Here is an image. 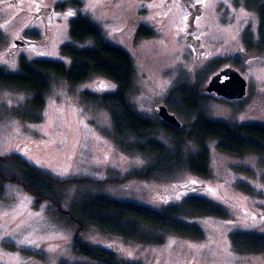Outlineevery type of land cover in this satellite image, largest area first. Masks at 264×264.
Here are the masks:
<instances>
[{
    "label": "rangeland",
    "instance_id": "1",
    "mask_svg": "<svg viewBox=\"0 0 264 264\" xmlns=\"http://www.w3.org/2000/svg\"><path fill=\"white\" fill-rule=\"evenodd\" d=\"M72 1L0 0V65L18 71L22 56L70 63L61 46L72 42L71 18L82 13L101 26L107 40L133 56L137 76L131 99L141 112L158 115L159 106L168 105V91L179 82L199 79L206 87L213 75L233 66L248 80L247 95L224 99L212 93L208 114L228 122L264 124V54L252 55L242 38L247 28L257 32L259 18L245 0H80L82 7ZM142 24L156 30L155 35L138 38ZM25 38L27 44L16 43ZM218 59L224 60L203 76ZM116 88L101 75L76 85L58 79L47 94L40 122L14 114L27 92L0 88V156L17 153L59 178L74 179V184L89 180L91 193L156 209L198 194L224 206L228 216L194 218L205 233L200 239L169 233L163 243H139L95 226L84 228L73 219L70 201L78 188L64 202H53L37 200L23 184L9 182L0 198V264H97L76 252L77 241L109 249L135 264H264V253L238 249L231 236L235 231L264 234V154L239 157L211 142L210 177L186 167L153 179L129 176L147 165L149 157L122 151L113 140L109 111L81 96L86 90ZM189 149H196L192 142Z\"/></svg>",
    "mask_w": 264,
    "mask_h": 264
},
{
    "label": "trees",
    "instance_id": "2",
    "mask_svg": "<svg viewBox=\"0 0 264 264\" xmlns=\"http://www.w3.org/2000/svg\"><path fill=\"white\" fill-rule=\"evenodd\" d=\"M245 2L249 9L257 13L259 26L256 33L250 28L243 32L244 47L252 55L264 54V0ZM70 4L82 7L80 0H73ZM60 6H65V3ZM155 32L150 26L142 24L137 36L151 37ZM32 33L39 36L37 31ZM70 34L72 42L61 46L62 54L70 58V63L60 59L22 56L18 71H9L0 65V88L29 94L23 105L13 109L17 117L32 122L42 121L47 94L58 79H66L76 85L101 75L114 81L116 90H86L81 96L84 102L109 111L113 122V140L122 151L149 157L147 165L129 176L153 179L186 167L195 174L210 177L211 142H215L220 150L239 157L251 153L264 154V124L212 118L208 114V106L213 95L207 91V86L203 87L201 80H183L168 91L167 106L185 119L180 127L174 126L159 114L141 112L133 103L131 97L137 76L134 58L128 50L107 40L98 23L79 13L71 18ZM223 60L213 61L202 72L203 76L212 72ZM3 112L0 108V119L4 116ZM190 142L196 149H189ZM9 182L23 184L37 200L50 199L53 202H64L67 193L73 187L78 188V193L70 201L73 219L84 228L95 226L104 233L139 243L160 244L169 233L200 239L205 233L201 225L193 221L194 218L209 215L227 217L229 214L224 206L198 194H189L179 203L156 209L102 193H91L87 191L89 180L81 179L74 184V179L59 178L34 166L17 153L0 156V198L5 196ZM231 236L238 249L264 253L263 233L235 231ZM75 250L97 264H135L121 260L109 249L81 241L76 242Z\"/></svg>",
    "mask_w": 264,
    "mask_h": 264
},
{
    "label": "water",
    "instance_id": "3",
    "mask_svg": "<svg viewBox=\"0 0 264 264\" xmlns=\"http://www.w3.org/2000/svg\"><path fill=\"white\" fill-rule=\"evenodd\" d=\"M16 43L24 45L25 42L17 40ZM248 80L241 72L233 66L226 67L213 75L207 84L209 93H217L226 99L244 98L248 92ZM159 116L168 123L180 127L182 122L177 115L170 111L166 104H161L158 111Z\"/></svg>",
    "mask_w": 264,
    "mask_h": 264
},
{
    "label": "flooded vegetation",
    "instance_id": "4",
    "mask_svg": "<svg viewBox=\"0 0 264 264\" xmlns=\"http://www.w3.org/2000/svg\"><path fill=\"white\" fill-rule=\"evenodd\" d=\"M16 41H17V40H16ZM21 41H23V40H21ZM23 42H25V44H27V43L29 42V40L25 38V40H24ZM25 44H24V45H25ZM214 94H217V93H214ZM220 97H222V96H220ZM223 98H224V97H223ZM224 99H225V98H224Z\"/></svg>",
    "mask_w": 264,
    "mask_h": 264
},
{
    "label": "snow or ice",
    "instance_id": "5",
    "mask_svg": "<svg viewBox=\"0 0 264 264\" xmlns=\"http://www.w3.org/2000/svg\"><path fill=\"white\" fill-rule=\"evenodd\" d=\"M69 15H71V13H69ZM101 87H104V85H101ZM194 182V181H193Z\"/></svg>",
    "mask_w": 264,
    "mask_h": 264
}]
</instances>
